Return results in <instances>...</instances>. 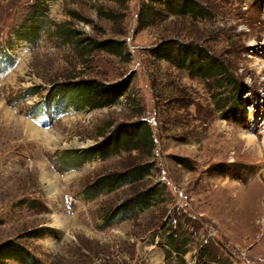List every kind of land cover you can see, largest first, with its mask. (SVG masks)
Here are the masks:
<instances>
[{
	"label": "rangeland",
	"instance_id": "rangeland-1",
	"mask_svg": "<svg viewBox=\"0 0 264 264\" xmlns=\"http://www.w3.org/2000/svg\"><path fill=\"white\" fill-rule=\"evenodd\" d=\"M193 1L196 15L160 0H0V244L20 242L41 264H264V0ZM145 4L157 13L141 23ZM103 39L122 49L85 47ZM164 42L217 69L153 55ZM82 79L130 84L113 101L53 99ZM45 101L59 104L35 115ZM138 122L151 149L82 154ZM139 163L150 166L140 180L92 189ZM152 187L147 208L102 226Z\"/></svg>",
	"mask_w": 264,
	"mask_h": 264
},
{
	"label": "trees",
	"instance_id": "trees-1",
	"mask_svg": "<svg viewBox=\"0 0 264 264\" xmlns=\"http://www.w3.org/2000/svg\"><path fill=\"white\" fill-rule=\"evenodd\" d=\"M123 3L126 0H120ZM163 7L168 9L172 14H183L190 12L192 15L200 13L203 7L193 0H160ZM157 11L154 9L153 5L145 4L140 10V21L142 19L153 20ZM107 14V15H106ZM106 17L109 14L106 12ZM113 19V18H112ZM67 35H70L71 29L66 30ZM86 41V40H84ZM83 42V40H82ZM171 42H164L162 45H158L157 48L152 49L151 53L153 55H160L163 57L170 58L173 55ZM85 47L92 49L104 50L110 53H117L122 48L119 42L112 39L103 40H87V45ZM179 47L177 50L176 58L179 61L184 60L183 64L193 68L195 65L196 69H202L206 72L215 71L217 67L210 65V57L206 52H200L192 48ZM130 84V79H123L113 83L99 82L93 79H82L71 81L68 84H59L58 88L55 90L53 99L58 98L60 95H68V93L73 92L76 98L82 97V100L91 99L99 101L115 100L119 96L123 95ZM30 93L28 92L27 95ZM71 101V99L69 100ZM94 107V106H92ZM149 127L144 126L142 122L125 124L121 123L116 125L112 130L111 134L105 139L97 144L82 150V154L94 155L98 157L105 158L109 155L119 152L120 150L130 151L137 148L139 145L148 147L151 149L152 140L150 138ZM146 147V148H147ZM149 164H134L131 165L126 171L113 174L111 176L100 177L92 189L98 190L100 187L109 186L112 183L120 184L129 180H140L148 171ZM93 190V191H94ZM154 187L141 190L136 194H132L125 201L120 203V205L111 209L105 216L106 220L103 222L102 226H108L112 223L113 219L120 214L121 219H124L127 213L131 212L132 209H144L150 205L152 197L156 194ZM31 236H39L40 234H30ZM13 259L18 261L20 264H41L38 257L32 254L22 243L17 242L13 239H8L0 244V264H8L7 260Z\"/></svg>",
	"mask_w": 264,
	"mask_h": 264
},
{
	"label": "bare ground",
	"instance_id": "bare-ground-1",
	"mask_svg": "<svg viewBox=\"0 0 264 264\" xmlns=\"http://www.w3.org/2000/svg\"><path fill=\"white\" fill-rule=\"evenodd\" d=\"M6 114V113H5ZM24 120V119H23ZM24 123V127L26 128V130L28 131L29 134H31V136H35L36 138H43L44 139H48L49 138V132L45 131V130H41L38 127H36L32 121L26 120V121H22ZM20 123V122H19ZM16 124V122H15ZM15 128H20V126L18 124L14 125ZM26 131V132H27ZM28 133H26L28 135ZM54 138V137H53ZM249 138V137H248ZM247 138V139H248ZM252 138V137H251ZM251 138L248 139V142L251 143L252 140ZM52 141V140H51ZM46 142V140H45ZM49 142V141H47ZM49 144V143H48Z\"/></svg>",
	"mask_w": 264,
	"mask_h": 264
}]
</instances>
